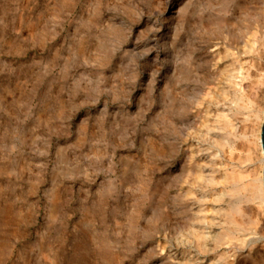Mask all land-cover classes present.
Wrapping results in <instances>:
<instances>
[{"label": "rangeland", "instance_id": "374dc122", "mask_svg": "<svg viewBox=\"0 0 264 264\" xmlns=\"http://www.w3.org/2000/svg\"><path fill=\"white\" fill-rule=\"evenodd\" d=\"M263 110L264 0H0V264H264Z\"/></svg>", "mask_w": 264, "mask_h": 264}, {"label": "bare ground", "instance_id": "6f19581e", "mask_svg": "<svg viewBox=\"0 0 264 264\" xmlns=\"http://www.w3.org/2000/svg\"><path fill=\"white\" fill-rule=\"evenodd\" d=\"M241 48H242V47H241ZM246 48H247V47H246ZM257 48H258V47H257ZM245 50H246V49H245ZM256 50H257V49H256ZM254 51H255V50H254ZM259 52H260V51H258V53H259ZM251 53H252V52H251ZM252 55H253V54H252ZM261 55H262V53H261ZM252 58H253V57H252ZM255 58H256V57H255ZM258 59H259V58H258ZM247 67H248V66H247ZM245 69H247V68H245ZM245 69H244V70H245ZM240 70H241V69H240ZM242 71H243V70H242ZM231 74H233V73H231ZM239 75H240V74H239ZM226 77H228V76H226ZM231 77H232V76H231ZM239 77H240V76H239ZM228 78H229V77H228ZM229 79H230V78H229ZM241 79H242V78H241ZM241 79H240V80H241ZM242 80H243V79H242ZM242 80H241V81H242ZM236 81H237V80H236ZM241 81H240V82H241ZM243 81H244V80H243ZM261 82H262V81H261ZM243 85H244V84H243ZM230 89H231V88H230ZM231 92H232V91H231ZM221 96H222V95H221ZM216 97H218V96H216ZM222 97H223V96H222ZM234 97H235V96H234ZM219 98H220V97H219ZM209 99H210V98H209ZM231 99H232V98H231ZM221 100H222V99H221ZM232 100H234V99H232ZM217 101H218V100H217ZM230 101H231V100H230ZM236 101H237V100H236ZM236 101H235V102H236ZM215 102H216V101H215ZM224 102H225V101H224ZM230 103H231V102H230ZM223 104H224V103H223ZM234 104H235V103H234ZM228 105H229V104H228ZM237 106H238V105H237ZM222 108H224V107H222ZM258 112H259V111H258ZM215 114H216V112L214 113V115H215ZM217 116H218V115H217ZM217 116H216V117H217ZM257 116H258V115H257ZM214 117H215V116H214ZM255 117H256V116H255ZM222 118H224V117H222ZM225 118H226V117H225ZM231 118H232V117H231ZM255 120H256V119H255ZM260 121H261V119H260ZM215 122H217V121H215ZM223 122H224V121H223ZM232 122H233V121H232ZM235 122H236V121H235ZM242 122H243V121H242ZM238 123H240V122H238ZM230 124H231V123H230ZM232 124H233V123H232ZM241 124H242V123H241ZM245 124H246V123H245ZM259 124H260V123H259ZM219 125H220V124H219ZM222 125H224V124L222 123ZM222 125H221V126H222ZM239 126H240V125H239ZM242 126H243V125H242ZM201 127H203V126H201ZM201 127H200V128H201ZM204 127H205V126H204ZM208 127H209V126H208ZM208 127H207V128H208ZM224 127H225V126H224ZM240 127H241V126H240ZM257 127H258V126H257ZM198 128H199V126H198ZM230 128H231V127H230ZM232 128H233V127H232ZM234 128H235V127H234ZM196 129H197V128H196ZM202 129H203V128H202ZM240 129H241V128H240ZM251 129H252V128H251ZM256 129H257V128H256ZM207 130H208V129H207ZM213 130H214V129H213ZM224 130H225V129H224ZM227 130H228V129H227ZM229 130H230V129H229ZM256 131H257V130H256ZM258 131H259V130H258ZM258 131H257V132H258ZM211 132H212V131H211ZM221 132H222V131H221ZM189 133H190V132H189ZM254 134H256V135H255V136H256V141H257V143H258V147H259L258 150H259V152H260V155L262 156V161H263V151H262L261 140H260V131H259L258 133H254ZM191 135H192V134H191ZM190 137H191V136H190ZM216 137H217V136H216ZM236 137H237V136H236ZM202 138H203V137H202ZM229 138H230V137H229ZM188 139H189V137H188ZM198 139H199V138H198ZM225 140H226V139H225ZM228 145H229V144H228ZM223 146H224V145H223ZM256 146H257V145H256ZM207 151H208V150H207ZM227 151H228V150H227ZM256 151H257V150H256ZM224 152H225V151H224ZM203 153H205V152H203ZM220 153H221V152H220ZM227 153H228V152H227ZM256 153H258V152H256ZM200 155H201V154H200ZM215 155H216V154H215ZM226 155H227V154H226ZM258 156H259V155H258ZM210 157H211V156H210ZM226 157H227V156H226ZM259 158H260V157H259ZM216 159H217V158H216ZM191 163H192V162H191ZM194 163H195V162H194ZM198 163H199V162H198ZM210 163H211V162H210ZM215 163H216V162H215ZM215 163H214V164H215ZM198 165H199V164H198ZM217 166H218V165H217ZM227 166H228V165H227ZM201 167L204 168L205 166H202V165H201ZM223 167H224V166H223ZM260 167H261V166H260ZM211 168H213V167H211ZM262 169H263V166H262ZM216 170H217V169H216ZM223 170H224V169H223ZM238 170H239V169H238ZM256 171H257V170H256ZM258 172H259V171H258ZM191 173H192V172H191ZM193 173H194V172H193ZM202 173H203V172H202ZM221 173H222V172H221ZM197 174H198V173H197ZM222 174H223V173H222ZM222 174H221V175H222ZM236 174H237V172H236ZM194 175H195V174H194ZM209 175H210V174H209ZM214 175H215V174H214ZM231 175H232V174H231ZM189 176H190V175H189ZM205 176H206V175H205ZM255 176H256V175H255ZM216 177H217V176H216ZM229 177H230V175H229ZM233 177H234V176H233ZM197 178H198V176H197ZM210 178H211V177H210ZM223 178H224V175H223ZM231 179H232V177H231ZM192 180H193V179H192ZM202 180H204V179H202ZM205 180H206V178H205ZM205 180H204V181H205ZM215 180H216V179H215ZM247 180H249V179H247ZM189 181H190V180H189ZM213 181H214V180H213ZM256 181H258L259 183L261 182V186H262V187H261V186H260V187H261V189H262V191H263L262 176L260 177V179H257ZM230 182H231V181H230ZM250 182H251V181H250ZM192 183H193V182H192ZM220 183H222V182H220ZM223 183H224V182H223ZM256 183H257V182H256ZM226 184H227V183H226ZM244 184H245V183H244ZM244 184H243V185H244ZM224 185H225V184H224ZM231 185H232V184H231ZM234 185H235V184H234ZM259 185H260V184H259ZM186 187H187V186H186ZM216 187H217V186H216ZM222 187H223V186H222ZM222 187H221V188H222ZM226 187H227V186H226ZM228 187H229V186H228ZM233 187H234V186H233ZM238 187H239V185H238ZM251 187H252V186H251ZM204 188H205V187H204ZM224 188H225V187H224ZM188 189H189V188H188ZM226 189L228 190V188H226ZM236 189H237V188H236ZM258 189H259V187H258ZM247 191H248V190H247ZM197 192H198V191H197ZM210 192H211V191H210ZM228 192H229V191H228ZM254 193H255V192H254ZM254 193H253V194H254ZM256 193H257V191H256ZM256 193H255V194H256ZM263 193H264V192H263ZM188 194H190V193H188ZM188 194H186V195H188ZM217 194H218V193H217ZM247 194H249V192H248ZM220 195H221V194H220ZM226 195H227V194H226ZM226 195H225V196H226ZM234 196H235V195H234ZM252 196H253V195H252ZM216 197H217V196H216ZM231 197H232V196H231ZM231 197H230V198H231ZM256 197H257V196H256ZM211 198H212V196L210 197V200H211ZM235 198H236V197H235ZM257 198H258V197H257ZM190 199H191V198H190ZM197 199H198V198H197ZM252 199H253V198H252ZM187 200H188V199H187ZM213 200H215V199H213ZM222 200H223V199H222ZM225 200H226V199H225ZM238 200H239V199H238ZM190 201H191V200H190ZM215 201H216V200H215ZM218 201H219V200H218ZM254 201H255V200H254ZM259 201L262 202V203L264 204V194H263V197H260V198H259ZM187 202H188V201H187ZM249 202H250V201H249ZM184 203H185V202H184ZM184 203H183V204H184ZM258 203H259V202H258ZM186 204H187V203H186ZM202 204H203V203H202ZM207 204H208V203H207ZM219 204H220V202H219ZM255 204H256V203H255ZM198 205H199V204H198ZM203 205H204V204H203ZM203 205H202V206H203ZM213 205H214V204H213ZM236 205H237V204H236ZM202 206H201V207H202ZM224 206H225V205H224ZM226 206H227V205H226ZM245 206H247V205H245ZM189 207H190V206H189ZM192 207H193V205H192ZM205 207H206V206H205ZM217 207H218V206H217ZM186 208H187V207H186ZM225 208H226V207H225ZM215 209H216V208H215ZM246 209H247V208H246ZM226 210H227V209H226ZM209 211H210V210H209ZM216 211H217V209H216ZM223 211H224V208H223ZM233 211H234V210H233ZM242 211H243V210H242ZM191 212H192V211H191ZM193 212H194V211H193ZM198 212H199V211H198ZM206 212H207V211H206ZM225 212H226V211H225ZM229 212H230V211H229ZM204 213H205V212H204ZM226 213H227V212H226ZM230 213H231V212H230ZM245 213H246V212H245ZM219 214H221V213H219ZM228 214H229V213H228ZM260 214H261V212H260ZM191 215H192V214H191ZM195 216H196V215H195ZM201 216H202V215H201ZM222 216H223V215H222ZM262 216H264V214H263ZM190 217H191V216H190ZM192 217H194V216H192ZM232 217H234V216H232ZM236 217H237V216H236ZM242 217H243V216H242ZM221 218H222V217H221ZM224 218H225V217H224ZM247 218H248V217H247ZM189 219H190V218H189ZM191 219H192V218H191ZM191 219H190V220H191ZM194 219H195V217H194ZM200 219H202V218H200ZM207 219H211V218H207ZM219 219H220V218H219ZM225 219H226V218H225ZM233 220H234V219H233ZM233 220H232V221H233ZM236 220H237V218H236ZM178 221H179V220H178ZM192 221H193V220H192ZM222 221H223V220H222ZM202 222H203V221H202ZM217 223H219V222H217ZM229 223H230V222H229ZM234 223H235V222H234ZM185 224H187V223H185ZM188 224H189V223H188ZM188 224H187V225H188ZM211 224H212V223H211ZM214 224H216V223L214 222ZM191 225H192V224H191ZM257 225H258V224H257ZM188 226H189V225H188ZM234 226L236 227V225H234ZM183 227H184V226H183ZM230 227H231V226H230ZM230 227H229V228H230ZM239 227H240V226H239ZM184 228H185V227H184ZM199 228H200V227H199ZM203 228H204V227H203ZM208 228H209V227H208ZM205 229H206V228H205ZM230 229H231V228H230ZM197 230H198V229H197ZM234 230H235V229H234ZM249 230H250V229H249ZM254 230H255V229H254ZM254 230H253V231H254ZM228 231H229V230H228ZM232 231H233V230L231 229V232H232ZM261 231H262V230H261ZM174 232H175V231H174ZM202 232H203V231H202ZM205 232H206V231H205ZM262 232H263V231H262ZM236 233H237V232H236ZM242 233H243V232H242ZM253 233H254V232H253ZM256 233H257V232H256ZM177 234H178V233H177ZM207 234H208V233H207ZM232 234H233V233H232ZM247 234H248V233H247ZM180 236H181V235H180ZM241 236H242V235H241ZM246 236H247V235H246ZM258 237H259V236H258ZM183 238H184V237H183ZM200 238H201V237H200ZM232 238H233V237H232ZM232 238H231V239H232ZM239 238H240V236H239ZM223 242H224V241H223ZM258 242H259V241H258ZM203 243L206 244V242H203ZM230 243H231V242H230ZM240 243H241V242H240ZM216 244H218V243H216ZM209 245H210V244H209ZM254 245H255V244H254ZM254 248H255V247H254ZM256 248H257V247H256ZM230 249H231V248H230ZM236 249H237V248H236ZM257 249H258V248H257ZM216 250H217V249H216ZM219 250H220V249H219ZM227 250H228V249H227ZM233 250H234V249H233ZM245 250H246V249H245ZM239 251H240V250H239ZM246 251H247V250H246ZM196 252H197V251H196ZM219 252H220V251H219ZM228 252H230V251H228ZM244 252H245V251H244ZM210 253H211V252H210ZM231 253H232V252H231ZM211 254H213V253H211ZM239 254H240V253H239ZM242 254H244V253H242ZM202 255H203V254H202ZM222 255H223V254H222ZM229 255H230V254H229ZM253 255H254V254H253ZM240 256H241V255H240ZM199 257H200V256H199ZM219 257H220V256H219ZM229 257H230V256H229ZM244 257H245V256H244ZM254 257H255V256H254ZM220 258H221V257H220ZM222 258H223V257H222ZM237 258H238V257H237ZM240 258H241V257H240ZM246 258H247V257H246ZM215 259H216V258H215ZM230 260H231V259H230ZM234 260H235V259H234ZM257 260H258V259H257ZM210 261H211V260H210ZM247 261H248V260H247ZM249 261H251V260H249ZM211 262H212V261H211ZM219 262H220V261H219ZM230 262H231V261H230ZM202 263H203V262H202ZM209 263H210V262H209ZM215 263H217V262H215ZM235 263H236V262H235ZM237 263H238V262H237ZM242 263H243V262H242ZM250 264H251V263H250Z\"/></svg>", "mask_w": 264, "mask_h": 264}, {"label": "water", "instance_id": "95a60500", "mask_svg": "<svg viewBox=\"0 0 264 264\" xmlns=\"http://www.w3.org/2000/svg\"><path fill=\"white\" fill-rule=\"evenodd\" d=\"M260 140H261V146H262V151H263L262 184H263V192H264V110H263V122H262L261 129H260Z\"/></svg>", "mask_w": 264, "mask_h": 264}]
</instances>
